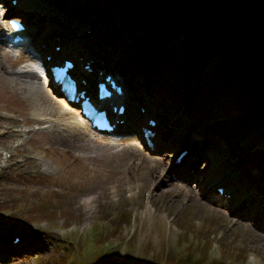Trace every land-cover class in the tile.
Returning <instances> with one entry per match:
<instances>
[{
	"label": "rangeland",
	"instance_id": "obj_1",
	"mask_svg": "<svg viewBox=\"0 0 264 264\" xmlns=\"http://www.w3.org/2000/svg\"><path fill=\"white\" fill-rule=\"evenodd\" d=\"M13 1L1 0L2 37L6 33L9 18L24 17L27 19L26 24H31L36 31L29 49L36 50L37 41L39 46L45 42V46L57 35L58 40L64 38L68 46L74 49L67 53L71 56L66 57L75 61L82 57L85 61L84 57L88 55L98 60L101 67L108 66L110 73H114L115 69L122 70L119 64L109 63L102 56V51L106 53V50L100 48L98 43H102L104 37L101 34L96 37L93 32L96 24L100 25L105 19L97 5L99 0H41L48 6L53 2L54 7L46 11L37 4V9L34 8L31 14L27 13V7L21 8L20 0H17L15 10L11 11V7H15ZM254 4L264 8V0H254ZM45 33L50 35L43 37ZM49 49L55 51L54 45H50ZM15 51L17 55L21 52ZM102 58L109 63L107 66ZM21 66L24 65L17 64L14 69H10L18 71ZM83 72L79 68L75 76L81 78ZM130 73H122V76L116 74L119 77L127 76L132 89L136 88V84L138 87L145 85L141 76L136 78L134 84L136 72L131 70ZM92 77L95 78V75ZM3 86L0 82V119L22 120L17 118L16 112L9 110H20L23 103H28L29 95L19 94L13 98L10 92L13 86L6 85L5 94L2 93ZM146 92L143 93V101H140L141 106L155 110L165 123L167 115L162 112V97L156 92L150 98L148 89ZM231 95L218 99L216 112H212L209 122L196 127L197 132L206 133L207 123L211 126L222 120V105ZM190 102L191 99H185L178 103L177 112L171 114L172 121L165 123L166 130L161 126L166 136L165 143L171 149L168 153L170 162L161 178L159 174L150 172L151 165L144 163L143 167L147 166L148 169L142 170V167L127 171L126 180L119 181L118 177H111L99 170L94 161L88 160L101 154V144H118L124 140V133L123 136L110 139L97 138L85 127L86 135L80 132L84 140L80 144L90 145L92 150L84 152L72 148L81 146L74 141L73 135L40 136L41 128L45 131L53 129L52 124L57 123L52 121L57 116L38 114L36 117L46 120V123L28 128L2 126L0 264H90L94 258L108 251L120 264H167L179 260L182 264H264V208L256 204L249 205L246 200L251 193H245L243 185L240 187L232 183L237 178L238 166L233 158L232 147L199 134L196 140L203 145L202 152L206 157L201 159L195 155L200 158L192 163V159L196 158L190 155L185 161L183 173L173 167L181 152L189 148L184 142L188 141L191 123H197L194 117L182 113L188 109ZM138 111L141 113L139 106ZM9 112L15 114L7 115ZM149 120L143 123L147 126ZM18 131L22 132L20 136H17ZM27 133L30 135L28 140ZM129 134L146 159H157L165 152H149L136 138L137 135ZM95 139L102 143H94ZM65 140L67 144L63 143ZM244 142L240 144L244 145ZM252 143H258L257 137ZM37 147L43 148L38 150ZM117 147L119 149L121 146ZM20 150L25 152L23 158L20 157ZM17 155L18 162H12V158L15 159ZM141 162L138 160L137 164ZM187 171L193 179L187 177L182 180L175 174L181 172L187 176ZM141 172L144 173L143 178H155L157 184L160 183L154 192V186L139 189L137 174ZM205 177L209 181L205 182ZM211 180L215 182L213 187H210ZM182 183L194 193L192 197H179L177 190H172V184ZM90 200H94L92 208L84 206ZM125 213L128 215L121 219ZM17 239L19 242H16Z\"/></svg>",
	"mask_w": 264,
	"mask_h": 264
},
{
	"label": "trees",
	"instance_id": "obj_2",
	"mask_svg": "<svg viewBox=\"0 0 264 264\" xmlns=\"http://www.w3.org/2000/svg\"><path fill=\"white\" fill-rule=\"evenodd\" d=\"M97 5L105 15L93 29L104 37L98 43L106 50L102 56L123 73L134 70V84L141 76L145 85L136 84L141 95L147 89L150 98L159 93L168 121L178 103L191 99L182 111L197 121L190 125L189 140L197 126L209 122L218 99L232 94L223 101L222 120L207 123L203 136L232 147L238 163L232 183L251 193L249 205L264 208V8L254 0H99ZM174 262L167 264H182ZM90 264L120 261L108 251Z\"/></svg>",
	"mask_w": 264,
	"mask_h": 264
},
{
	"label": "bare ground",
	"instance_id": "obj_3",
	"mask_svg": "<svg viewBox=\"0 0 264 264\" xmlns=\"http://www.w3.org/2000/svg\"><path fill=\"white\" fill-rule=\"evenodd\" d=\"M33 3H32V2ZM20 0L21 2V8L27 7L29 14H31L34 10V8L37 9V4H39L42 10L48 11L52 7H54V3L52 2L49 6L46 5V3H42L41 0ZM15 7H11V11L15 10ZM51 7V8H50ZM3 16L2 13L0 12V17ZM9 29V27H8ZM35 28L30 24L28 26V29L24 34H27V40H28V46L33 45L34 38L33 35L35 34ZM3 33V32H2ZM1 33V34H2ZM50 35L49 33H45L43 37H48ZM57 35H54L52 37V40L50 43L45 44L44 43L39 44V41L36 42L37 47L39 48V55L35 56L34 59L35 61L40 60L42 65L47 68L52 63H49L46 60V56L52 55L54 61H58L61 59H64L66 56H71L70 54H67L69 51L73 52L74 49L72 47H69L64 38L61 40H58ZM65 41V42H64ZM50 48L54 45V47H60L61 52L55 54L48 48ZM76 50V49H75ZM78 51V50H76ZM83 52H88V51H83ZM73 54V53H72ZM77 54V53H75ZM17 51L15 50H7L6 49V43L4 42L3 37L0 35V82L3 84V94L7 92L6 85H12L13 90L10 91L11 95L13 98L18 97L19 94H28L29 96L27 97V102L26 104H22V108L20 110H14L10 109L9 111L16 112L17 118H22V120H17V119H12L10 120H1L0 119V128L4 125H14L17 128L23 126L25 128L32 127L35 125H40V124H45L46 120L40 119L36 117L38 114H43V115H51V116H57L58 118L56 120H53L52 123H57V124H52L53 129L51 131H45L44 129H40V136L41 137H46L50 135H62V134H67V135H73L74 141L77 143H82L84 140L81 137L85 134V126L82 124L81 120L79 119V114L74 110L71 106L68 104L62 102L59 100L57 94L53 91V89L48 86L43 79L40 77V75L35 72L34 69L26 66L25 70H18L14 71L11 70L10 68L14 69V66L16 67L17 64H19L21 61H23V58H26V61H30L31 55L32 54H23L24 56L18 57ZM82 58V57H80ZM87 60V63L91 62L92 63V68L95 70L103 71L105 74H108L107 72V63L104 65L107 66L105 68L101 67L98 64V60H96L92 56H85L84 57ZM96 60V61H95ZM94 61V62H93ZM109 68V67H108ZM98 73V72H97ZM72 74V72H71ZM94 74V73H93ZM92 74V75H93ZM86 77L91 78L87 73L84 74ZM124 77V78H123ZM123 77H118V83L123 87L124 89V98L121 99V102L126 106V112L123 117L120 116H114V119L116 121H120V123L117 124V130L116 132L119 134L125 133L126 137L124 140L119 142L118 144L114 143H108L107 144H101L102 142H99L98 140L95 139L96 144H101L102 151L101 154L94 157V158H88L90 161H94L96 163V166L99 168V170H102L109 174L111 177H118L119 181L126 180V173L127 171H134L135 169H141L146 163L147 165H151L150 167V172L153 174H159L158 177H163L164 176V170L166 165L170 162V156H168L170 148L167 147V144L165 143L166 136L164 130H166V125L165 123L170 122L166 119L165 123L163 118H159L156 114V111L153 110L152 108H146L145 114L140 113L138 111V106L140 107L141 104L138 101V98H140L141 94L139 89L133 87V89L130 87L129 82L126 78L127 76ZM98 78V77H97ZM99 80V79H98ZM130 80V79H129ZM132 80H130V83ZM81 90H86V86L81 83ZM61 101V102H60ZM12 112L6 113L9 115ZM15 113H12V115ZM158 117V119H157ZM154 119L157 122V126L154 128L150 127L149 125H145V123L142 122V120L146 119ZM121 122H125L124 125H121ZM50 126V127H52ZM164 130L162 131V128ZM141 127H146L149 130L153 131L154 133L156 132V136L154 139V147L156 152H165L160 155L157 159H146L144 157L143 151H141L136 144L134 143L133 139L131 136H128L130 133V129L137 131L138 129L140 130ZM196 130L192 138L195 140L194 142L190 143L188 141H185L184 144L190 145V147L194 150L195 148L198 149L197 153H194L191 148H187L189 152L185 154V156L181 159L180 162H174L173 167L177 168V171H181L182 173L184 172V166H185V161L188 160V158L194 157L196 159H192V163L196 162L198 158L201 157V159H204L206 157V154H203L202 148L203 145L198 143V140H196L197 136L200 134L201 136L204 135L203 132H197ZM46 132V133H45ZM81 132V134H80ZM168 132V129L166 131V134ZM30 133V132H29ZM29 133H27V140L30 138ZM79 133V134H78ZM22 134L21 131H18L17 136H20ZM199 137V136H198ZM203 137V136H202ZM200 142V141H199ZM64 144H67V141H63ZM198 143V146H196ZM81 145V144H80ZM192 145V146H191ZM117 146H121L119 149H117ZM43 147H37L38 150L42 149ZM72 148H77L79 150H82L84 152H88L92 150V147L90 145H76L72 146ZM168 148V149H167ZM181 148V147H180ZM178 147V149H180ZM177 150V148H176ZM20 157L25 156V152L19 151ZM194 154V156H192ZM198 155V156H195ZM17 156H15V159L12 158V162H18L17 161ZM141 160V164H137V161ZM131 161L130 163H128ZM25 162V161H24ZM141 165V167H139ZM120 168H123V170ZM148 169L147 166L143 167L142 170ZM181 172H176L180 179H193L194 177L189 173V171L185 172L187 176L182 175ZM137 174V173H136ZM144 173L141 172V174H137L139 177V189L141 188H147L149 186H154L153 187V192L159 187V184H157L156 179H145L143 178ZM143 178V181L141 178ZM176 177V178H179ZM209 177V175H207ZM205 177V182L209 181V178ZM215 183L213 180L210 181V187H213ZM236 185V184H234ZM233 188V187H232ZM132 189V188H131ZM172 190H177L179 197H192L194 193L190 189H187L186 186L182 184H172ZM94 203V200H90L89 202H86L84 206L92 208V204Z\"/></svg>",
	"mask_w": 264,
	"mask_h": 264
}]
</instances>
